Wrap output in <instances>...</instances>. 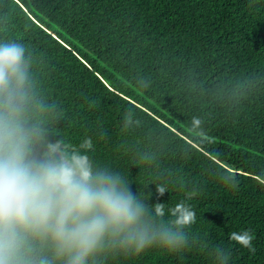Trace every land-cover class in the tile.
<instances>
[{
	"label": "trees",
	"instance_id": "16d2710c",
	"mask_svg": "<svg viewBox=\"0 0 264 264\" xmlns=\"http://www.w3.org/2000/svg\"><path fill=\"white\" fill-rule=\"evenodd\" d=\"M5 43L25 48L28 123L186 237L96 264H222L217 245L228 264H264V0H0ZM181 201L190 225L171 214ZM244 230L254 251L229 238Z\"/></svg>",
	"mask_w": 264,
	"mask_h": 264
},
{
	"label": "clouds",
	"instance_id": "9594fccd",
	"mask_svg": "<svg viewBox=\"0 0 264 264\" xmlns=\"http://www.w3.org/2000/svg\"><path fill=\"white\" fill-rule=\"evenodd\" d=\"M27 68L23 46L0 44V264H96L105 252L135 256L151 248L184 250L183 231L153 227L144 203L119 174L94 168L79 149L69 151L28 123ZM79 147L91 148V140ZM171 214L180 226L195 220L183 201ZM229 238L254 251L249 230ZM37 244L50 250L53 260H38ZM216 252L228 264V253L219 245Z\"/></svg>",
	"mask_w": 264,
	"mask_h": 264
}]
</instances>
